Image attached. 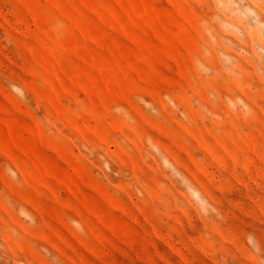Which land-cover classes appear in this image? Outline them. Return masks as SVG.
Returning a JSON list of instances; mask_svg holds the SVG:
<instances>
[{"label": "rangeland", "instance_id": "obj_1", "mask_svg": "<svg viewBox=\"0 0 264 264\" xmlns=\"http://www.w3.org/2000/svg\"><path fill=\"white\" fill-rule=\"evenodd\" d=\"M260 1L0 0V264H264Z\"/></svg>", "mask_w": 264, "mask_h": 264}, {"label": "bare ground", "instance_id": "obj_2", "mask_svg": "<svg viewBox=\"0 0 264 264\" xmlns=\"http://www.w3.org/2000/svg\"><path fill=\"white\" fill-rule=\"evenodd\" d=\"M256 1V0H255ZM261 1L259 0V3H260ZM262 4V3H261ZM264 4V3H263ZM223 11V10H222ZM239 17V16H238ZM241 17V16H240ZM244 24V23H243ZM245 26V25H244ZM245 31V30H244ZM243 31V32H244ZM246 32V31H245ZM254 32V31H253ZM255 40V39H254ZM256 42V41H255ZM261 44V43H260ZM261 46V45H260ZM256 46H254V48H255ZM256 54H258V53H256ZM260 54H258V56H259Z\"/></svg>", "mask_w": 264, "mask_h": 264}]
</instances>
